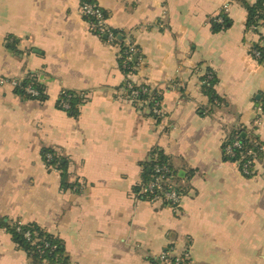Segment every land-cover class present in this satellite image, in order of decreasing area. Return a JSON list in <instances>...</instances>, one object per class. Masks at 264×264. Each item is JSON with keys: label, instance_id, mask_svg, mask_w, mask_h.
Returning <instances> with one entry per match:
<instances>
[{"label": "crops", "instance_id": "0c3cea01", "mask_svg": "<svg viewBox=\"0 0 264 264\" xmlns=\"http://www.w3.org/2000/svg\"><path fill=\"white\" fill-rule=\"evenodd\" d=\"M91 1L138 47L132 82L165 91L163 120L128 100L118 49L90 31L83 0H0V79L36 74L47 95L39 103L0 88V264H29L2 226L15 223L58 238L69 264H159L166 253H187L192 264H264V122L254 126L264 68L249 53L257 38L246 30L245 7ZM223 17L227 28L213 31ZM208 71L217 106L202 95ZM61 92L89 93L77 117L58 109ZM237 128L260 149L251 178L223 160ZM44 150L66 160L71 189L61 188ZM157 152L176 173L177 211L135 195Z\"/></svg>", "mask_w": 264, "mask_h": 264}, {"label": "trees", "instance_id": "16d2710c", "mask_svg": "<svg viewBox=\"0 0 264 264\" xmlns=\"http://www.w3.org/2000/svg\"><path fill=\"white\" fill-rule=\"evenodd\" d=\"M246 9V30L254 35L257 40L251 46L249 53L251 57L257 61V63L264 68V0H256L252 5L246 4L244 0H237ZM84 2V0H83ZM89 2L93 3L91 0ZM102 12V11H101ZM103 13V12H102ZM105 20L107 19L106 14L103 13ZM86 22L88 20L85 18ZM212 23L213 31L219 32L227 28L228 22L226 18L223 17L222 23ZM115 38V47H117V63L119 71L125 77V83H132L133 90L140 91L144 89L146 93L138 97V101L147 102V109L150 112L151 117L157 123H160L163 120L162 112V102L164 98L165 91L162 89H156L149 87L147 85H136L132 82L131 77L136 74L137 70L133 69L134 63H128V57L126 52L128 51L127 47L124 45L125 36L121 33L111 30ZM103 41H107L104 37H100ZM8 50L11 47H7ZM254 53L258 54V58L255 59ZM134 58L141 57L138 47H135L134 53L132 54ZM128 63L129 69H123V65ZM36 74H27L22 80L17 79V85L13 88V93L21 97L23 100L27 101H36L39 103H44L47 100L45 86L40 83L36 78ZM7 80L6 78L0 79ZM216 84L215 75L208 71L200 79V87L202 95L209 99V104L217 106L220 104V99L217 98L214 92V86ZM27 88L31 89L37 96H31L26 93ZM126 90V87H125ZM70 95V93L67 92ZM71 109L66 112L69 117L75 118L78 115V105L80 104L79 100L71 99ZM137 106V103H133ZM158 105V114L153 113V107ZM259 108L264 114V95L259 101ZM238 136L239 139V148L234 149L233 155L227 156L225 154V149L228 145H231V139L234 136ZM230 139V140H229ZM260 149L257 147L252 133H246L244 130H239L238 128L231 132L228 138L225 140L222 146V154L224 162L237 165L239 170L243 173L242 167L245 164H248L249 174L244 175L247 178L253 177L254 166L256 160L261 158ZM50 157L49 160L47 157ZM155 156V155H154ZM43 162L47 165L49 169L55 171L61 176V188L63 190H69L73 186L67 183V173H66V160H63L60 157H57L55 153L51 150H44L42 152ZM167 168L169 173H163L161 175L162 182L161 187L165 191H175L178 194H182L180 189H176L171 185L173 179H176V173H173L172 168L169 165L167 157L162 152H157L156 157H152L150 162L144 165L142 171L143 184L140 187H137L135 190V195L142 200L151 201L154 197H157V193L146 194L144 196L139 195L141 189L154 181L159 175L155 173L156 168ZM171 171V173H170ZM163 206H166L173 211H177V206H173L171 203H167L161 200ZM7 230L8 234L11 236V239L17 249L24 252L29 260V264H69V260L64 256L63 243L52 235L46 233L45 230L40 228L35 224L23 225L20 223H15L13 225H3ZM28 235V236H27ZM167 254V253H166Z\"/></svg>", "mask_w": 264, "mask_h": 264}, {"label": "built area", "instance_id": "2783aa9c", "mask_svg": "<svg viewBox=\"0 0 264 264\" xmlns=\"http://www.w3.org/2000/svg\"><path fill=\"white\" fill-rule=\"evenodd\" d=\"M81 13L84 18L88 20V25L90 28V31L96 35L97 37H104L107 39V43L110 46L115 47V38L114 35L111 31V29L107 25V20H105L103 13L101 10L94 5L93 3L89 2V0H84L82 2L81 6ZM124 45L127 47L128 51L126 52L128 60V63H134L133 69L138 70L142 64V58L137 57L136 59L132 55L135 50V42L131 37H125L124 39ZM255 59L258 58V54L254 53L253 54ZM128 63L123 65V69H129ZM17 85V81L15 79H7V80H1L0 81V88L9 86L14 88ZM175 86L172 87L171 92L175 91ZM126 96L128 100L132 103H137V106H140L142 108H146L148 103L147 102H140L138 101V97L140 95H144L146 91L144 89L140 91H135L133 90V85L132 83L128 82L126 85ZM26 93L31 96H37V93L32 91L31 89L27 88ZM70 93V92H69ZM89 96V93H70L67 94L66 92H61L59 96V102L57 104L58 109L63 111V112H68L71 109V99L79 100L80 102L87 100ZM257 112L259 113L258 118L254 122V126H258L262 122H264V114L262 113V110L260 108L257 109ZM153 113L158 114V105H155L153 107ZM230 140V139H229ZM231 145H228L225 149V154L227 156H232L233 151L236 148H239V139L238 136H234L231 139ZM49 156L47 159L49 160ZM242 171L244 175L249 174V169H248V164L243 165ZM155 173L158 174L159 176L152 181L151 183L145 185L139 195L144 196L146 194H153L157 193L158 196L154 197L151 201H165L167 203H171L173 206H178L180 202V195L175 192V191H165L163 187H161V182H162V177L161 175L163 173L168 174L169 170L167 168H156ZM171 173V171H170ZM28 236V235H27ZM159 264H192L190 261V258L187 253H182L180 255H174L172 253H167L165 255H162V257L159 259Z\"/></svg>", "mask_w": 264, "mask_h": 264}]
</instances>
